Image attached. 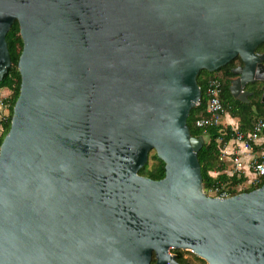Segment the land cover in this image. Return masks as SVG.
Wrapping results in <instances>:
<instances>
[{"label":"water","instance_id":"water-1","mask_svg":"<svg viewBox=\"0 0 264 264\" xmlns=\"http://www.w3.org/2000/svg\"><path fill=\"white\" fill-rule=\"evenodd\" d=\"M24 43L0 148V264H264V185L206 194L188 119L201 71L264 84V0H0ZM264 103V85L262 87ZM155 151L164 179L139 174Z\"/></svg>","mask_w":264,"mask_h":264},{"label":"trees","instance_id":"trees-1","mask_svg":"<svg viewBox=\"0 0 264 264\" xmlns=\"http://www.w3.org/2000/svg\"><path fill=\"white\" fill-rule=\"evenodd\" d=\"M7 43L11 55L12 66L8 73L5 75L4 80L0 83V88H5L11 91L9 98L10 113L6 119L0 117V148L9 133L12 124V117L14 107L20 96L22 78L18 69L19 60L23 51V40L20 34V25L15 22L7 35ZM264 50V44L257 49V52ZM240 59H236L219 69L216 72H209L203 70L198 75V84L202 90V97L200 105L192 109L188 119V126L191 134L195 138H205L204 146L198 154V158L202 168L203 185L205 192L208 194L210 191H222L231 189L229 192L230 197L236 196L241 193L252 192L261 188L264 185L263 181L257 185L252 186L248 190L236 191L234 188L246 180L239 179L230 174V162H223L220 160V149L225 146L233 138V134H222V126L210 127L207 131L197 127L199 119L207 117V103L208 96L206 95L207 86L212 79H218L223 85L222 102L227 114L237 120L239 129L243 133H249L253 130L255 124L259 121H264V103H262L263 89L261 83H258L253 90V95L249 97L248 102H242L235 99L230 91L232 81L236 78L233 70L241 65ZM222 138L220 144L219 139ZM256 151L264 152V131L262 134V144L256 146ZM151 160L153 163H148L143 167L139 174L143 177H148L152 180L159 181L166 176V165L160 160L155 153ZM176 261L179 264H208L205 260L193 255L190 251L173 250ZM186 255H191L194 258H187ZM152 264H156V257L153 256Z\"/></svg>","mask_w":264,"mask_h":264},{"label":"built area","instance_id":"built-area-1","mask_svg":"<svg viewBox=\"0 0 264 264\" xmlns=\"http://www.w3.org/2000/svg\"><path fill=\"white\" fill-rule=\"evenodd\" d=\"M223 85L218 79H212L207 86L206 95L208 96L207 117L197 121V127L207 131L210 127L222 126V134L226 135L230 130L233 138L220 149V160L230 162V174L239 179H245L243 184L252 186L259 185L264 179V152L256 151V146L262 144V134L264 131V121L255 124L249 133H243L238 124H226L224 118L227 112L222 102ZM11 91L0 88V117L6 119L10 113L9 98ZM201 101V100H200ZM200 105V102L197 106ZM196 106V107H197ZM4 111L7 114H4ZM222 138L219 139L220 144ZM215 198L226 199L230 197L227 190L218 193Z\"/></svg>","mask_w":264,"mask_h":264},{"label":"rangeland","instance_id":"rangeland-1","mask_svg":"<svg viewBox=\"0 0 264 264\" xmlns=\"http://www.w3.org/2000/svg\"><path fill=\"white\" fill-rule=\"evenodd\" d=\"M257 85H251V87L252 88H255ZM3 112H4V114H7V112L6 111H4L3 110ZM205 139V138H204ZM206 141V140H205ZM156 152L155 151H152L151 153H150V156H149V161H148V163H150V165L153 163V161L151 160V157L155 154ZM251 186L249 185V184H243L242 186H237L236 185V187L234 188L236 191H240V190H248L249 188H250ZM228 192H231V189H229V190H227ZM207 194V193H206ZM208 196H210V197H213V198H215L216 196H217V194H215V192H213V191H210V193H208L207 194ZM173 250H171V254L172 255H174L173 253ZM192 253V252H191ZM193 255H195L194 253H193ZM186 257L187 258H194L193 256H191V255H186Z\"/></svg>","mask_w":264,"mask_h":264},{"label":"crops","instance_id":"crops-1","mask_svg":"<svg viewBox=\"0 0 264 264\" xmlns=\"http://www.w3.org/2000/svg\"><path fill=\"white\" fill-rule=\"evenodd\" d=\"M224 122L226 124H238L237 120H235L234 118H232L229 114H227V116L224 118Z\"/></svg>","mask_w":264,"mask_h":264},{"label":"flooded vegetation","instance_id":"flooded-vegetation-1","mask_svg":"<svg viewBox=\"0 0 264 264\" xmlns=\"http://www.w3.org/2000/svg\"><path fill=\"white\" fill-rule=\"evenodd\" d=\"M259 53L264 54V50H263V51H260ZM236 78H237V76H236ZM258 83H259V82H258ZM258 83H255V85H257ZM251 85H252V84L247 85V87H246V91H249V92H251V93H254V92H253L254 88H252ZM253 85H254V84H253ZM261 85H262V87H263L264 84L261 83Z\"/></svg>","mask_w":264,"mask_h":264}]
</instances>
